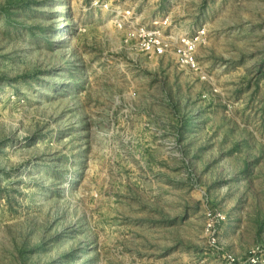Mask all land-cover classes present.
<instances>
[{
  "label": "rangeland",
  "instance_id": "rangeland-1",
  "mask_svg": "<svg viewBox=\"0 0 264 264\" xmlns=\"http://www.w3.org/2000/svg\"><path fill=\"white\" fill-rule=\"evenodd\" d=\"M94 1L0 0V264H264V0Z\"/></svg>",
  "mask_w": 264,
  "mask_h": 264
},
{
  "label": "built area",
  "instance_id": "built-area-1",
  "mask_svg": "<svg viewBox=\"0 0 264 264\" xmlns=\"http://www.w3.org/2000/svg\"><path fill=\"white\" fill-rule=\"evenodd\" d=\"M92 4L108 8V3H102L100 0H95ZM115 22L117 27L125 28V40L131 42L141 52L152 56L172 53L180 66L191 71L200 70L196 53L199 45L205 41L207 36L205 25L195 26L186 31L178 29L176 25H171L168 18L135 25L132 23L126 25L128 21H122V19H117ZM207 230L214 243L216 240L212 223H207ZM258 251V248L250 251L245 261H240L230 254L225 255L224 258L226 264H257Z\"/></svg>",
  "mask_w": 264,
  "mask_h": 264
}]
</instances>
